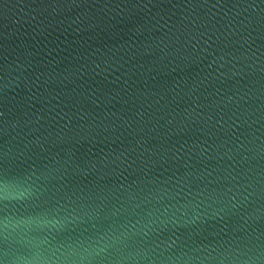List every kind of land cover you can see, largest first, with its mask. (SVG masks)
<instances>
[{"label":"water","instance_id":"1","mask_svg":"<svg viewBox=\"0 0 264 264\" xmlns=\"http://www.w3.org/2000/svg\"><path fill=\"white\" fill-rule=\"evenodd\" d=\"M2 264H264V0H0Z\"/></svg>","mask_w":264,"mask_h":264},{"label":"snow or ice","instance_id":"2","mask_svg":"<svg viewBox=\"0 0 264 264\" xmlns=\"http://www.w3.org/2000/svg\"><path fill=\"white\" fill-rule=\"evenodd\" d=\"M3 113L0 112V120H2ZM3 130V124H0V131ZM0 264H2V261H0Z\"/></svg>","mask_w":264,"mask_h":264}]
</instances>
